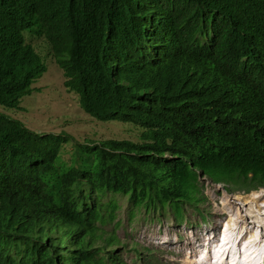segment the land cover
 I'll return each mask as SVG.
<instances>
[{
  "label": "trees",
  "instance_id": "trees-1",
  "mask_svg": "<svg viewBox=\"0 0 264 264\" xmlns=\"http://www.w3.org/2000/svg\"><path fill=\"white\" fill-rule=\"evenodd\" d=\"M138 2L140 8H161L173 27L169 66L151 75L144 88L151 97L146 113L130 105L127 87L108 81L105 70L113 62L107 43L87 32L64 37L46 25L38 27V35L49 41L66 71L65 84L81 95L92 116L132 121L145 130L138 141L80 146L72 165L59 156L63 135H49L56 140L44 146L36 143L33 134L16 159L8 160L10 182L3 192L10 194L23 181L48 174L52 179L43 190L32 184L29 190L38 210L31 214L13 210L9 200L4 204L0 231L7 257L0 264H162L160 251L138 247L135 240L132 247L124 243L131 253L127 259L100 254L118 239L120 220L110 234L102 227L79 232L73 219L54 223L53 211L58 208L85 222L91 218L74 207L85 200L82 189L88 200L103 207V223L117 218L120 205L114 196L128 194L126 218L129 228L137 230L142 219L192 225L209 220L210 212L201 206L208 202L201 182L204 176L229 192L264 188V0ZM28 4L16 0L4 7L5 13H26ZM99 4L95 0L93 9ZM25 18L38 22L31 11ZM23 30L22 19L17 18L0 35V49L12 53L7 61L0 57V63L36 55ZM91 47L95 48L90 55ZM23 63L25 69L16 77L20 84L16 98L26 93L28 77L44 70L39 56L35 65L24 59ZM8 136V130L0 131V140ZM135 154H139L137 165L144 167L130 178ZM30 161L34 163L28 165ZM52 201L50 210H40ZM21 209L33 208L23 205ZM127 235L135 233L127 231Z\"/></svg>",
  "mask_w": 264,
  "mask_h": 264
},
{
  "label": "clouds",
  "instance_id": "clouds-1",
  "mask_svg": "<svg viewBox=\"0 0 264 264\" xmlns=\"http://www.w3.org/2000/svg\"><path fill=\"white\" fill-rule=\"evenodd\" d=\"M14 1L16 0H0V35L5 34L17 18H21L24 24L22 34L26 43L34 48L36 55L15 57L10 64L0 63V131L6 129L9 132L6 140H0V214L7 200L13 203L11 205L13 210L31 214L35 209L38 210V206L35 197L29 189L32 187V184L38 186L36 187L38 189H45L50 184L52 175L48 174L31 182L23 181L10 194H5L3 190L10 182L8 160L16 159L23 150L25 142L33 134H35L36 143L44 146L56 140L55 138L53 140L50 139L49 135H63L65 142L60 146L59 156L62 161L68 165H72L76 164L74 160L80 146H102L109 140L129 139L138 141L140 134L145 130L144 127L135 122L125 121L120 118L115 119L139 126L140 130L138 131H141V133L135 138L134 132L136 130L133 127L113 122L115 120H101L92 116L84 108L81 95L77 91L71 90L65 84L67 81V77L65 76L66 71L54 56L49 41L45 39V36L38 35V27L41 24L46 25L58 36L64 37H71L75 34L87 32L98 41L107 43L111 49V63L113 62L111 69L105 70L108 81L127 87L130 93V105L134 106L140 113L148 112L151 104V97L144 90L148 78L151 75L160 73L169 66L168 55L169 47H171L173 27L165 18V14L161 8L155 6L140 8L138 0H100L99 6L94 9L93 3L95 0H27L29 4L24 8L27 10L26 13L6 14L4 7L11 6ZM30 11L37 17L38 22L25 18L26 14ZM91 16L96 17L97 20H91ZM94 48L91 47L89 49L90 55ZM10 54L12 53L4 52L0 49V57L5 61L8 60ZM37 56L40 57L42 64H44V70L40 75L32 78L27 75L31 83L28 85L26 93L22 92L16 98L14 93L20 88L16 77L19 70L23 73V69H25L23 59L27 63L35 65ZM45 60H49V62L51 60L59 70L60 68L63 70V73L60 70L63 77V87L68 93L76 97L81 111L89 114L96 120L105 121L103 123L119 124L120 131L118 135L94 138L93 135L88 134L89 136L81 140L80 137L73 136L67 132L66 125L70 123L67 118L57 124L51 114L42 115L40 111V114L32 113L27 109L25 104L29 103V97L33 92L42 93L41 100L43 103L50 99L43 94V90H40L39 86L41 85H38L42 79V75L48 70V64ZM43 103H33V105L39 110ZM86 116L90 119L88 115ZM42 119L43 128L51 125L52 130L39 129L38 126ZM90 120V122H93L92 119ZM124 132H126V135H123ZM138 158L139 154H135L131 161L128 172L130 178H133L144 167V165H137ZM33 163L34 161H30L28 165H32ZM205 179L211 183L220 184L212 182L207 176L201 177V182ZM24 190L30 191L29 194L24 195ZM82 194L85 200L78 205H74V207L80 212H85L89 217L91 216L93 221L89 218L85 222L73 214L66 213L58 208L53 211L54 223L73 219L78 225L77 229L79 232H86L102 227L110 234L115 227V223L120 220L121 226L119 229L116 228L119 235L118 239L111 243L104 250L105 252H100L101 255L107 256V253H110L109 255L119 254L121 258L127 259L131 256L129 247H132V240L139 242L138 247L144 248L149 246L152 249H157L161 252V255L175 254L176 249L164 245L162 242H155L149 238V233L146 231H140L138 234L135 233L134 236L127 235V231L133 234L136 230L129 228L126 218V209L130 205L128 194H116L114 196L120 205V209L117 213V218L111 223H103L105 218L103 207L93 200H88L89 196L85 189H82ZM53 202H49L40 210H50ZM14 203L17 205H14ZM207 203L211 204L209 200ZM23 205L31 206L33 209H21ZM165 223L175 224L176 227L170 230L176 232L178 238L181 239L185 234L186 226L197 229L202 224L208 223V220L193 225L189 224V222L177 224L171 221ZM92 224H94V227L91 226ZM139 228H144V225H140L137 230ZM224 228H222V231ZM164 232V230H160L157 235H161L162 238ZM3 241L4 233L0 231V263L7 257ZM124 243H128L129 247L125 246ZM162 260V264H166L170 258L163 257Z\"/></svg>",
  "mask_w": 264,
  "mask_h": 264
},
{
  "label": "rangeland",
  "instance_id": "rangeland-1",
  "mask_svg": "<svg viewBox=\"0 0 264 264\" xmlns=\"http://www.w3.org/2000/svg\"><path fill=\"white\" fill-rule=\"evenodd\" d=\"M45 62L48 64V70L46 71V73H44V75H42V79L38 85H41L39 86L40 90H43V94L45 96H48L50 99L43 103V101L41 100L42 93L33 92L29 97V103L25 104L29 111L39 114L41 112L42 115H46L49 113L56 120L57 124L61 122V120L67 118L70 122L68 125H66L67 132L72 134L73 136L80 137L81 140L89 135H93L94 138H98L119 134V124L103 123L105 121L96 120L89 114H86L84 112L90 117V119L93 120V122H90L91 120L81 111L76 97L73 94L68 93L67 90L63 87V77L61 74V71L63 73V70L59 67L61 70L60 71L51 60L50 62L49 60H45ZM33 103L43 104L38 110L33 105ZM113 122H118L123 125L133 127L136 130L134 132L135 138L141 133V131H138L140 130V127L133 123L117 120ZM42 123L43 119L38 126L39 129L52 130L51 125L43 128ZM123 135H126V132H124ZM202 184L205 186V193L208 196V200L212 204L210 210L208 209L209 203L206 202L201 205L202 208L207 209L206 212H210L211 214L208 223L202 224L197 229L188 228L186 226L185 234L181 239L178 238L176 232L170 230L171 228L174 229V227H176L175 224L154 222L151 219L140 220L139 226L144 225V228H139V230L134 231V233L136 234H138L140 231H146L149 233L150 239L154 240L155 242H162V244L171 246L176 249L175 254H162L163 257L170 258V260L166 264L198 263L197 260L201 258V255L199 253V249L197 250V244L202 243L205 238L207 239V235L213 237L211 239V242L215 241L220 236V232L222 231V228H224L225 221L229 216L223 208V198H225L226 195H229L228 197H231L232 200L238 198L241 199V201H247L248 199L254 197L252 196V194H258V192H260V194H258V200L261 201L264 199V188H259L246 193L236 191L230 192L228 194L224 192L223 188L226 187L223 184H214L207 179L203 180ZM260 201H258V203ZM248 208L251 207L248 205ZM195 216L193 218H195ZM257 218L258 217L244 216V220H241L239 222L238 230L243 231L242 228H245V223H247V225H251L252 223H254L253 220H257ZM160 230L165 231L163 237L166 238H161V235H157ZM206 239L204 240V244L202 245V247L205 245ZM259 240L261 242H264V232L260 234Z\"/></svg>",
  "mask_w": 264,
  "mask_h": 264
},
{
  "label": "bare ground",
  "instance_id": "bare-ground-1",
  "mask_svg": "<svg viewBox=\"0 0 264 264\" xmlns=\"http://www.w3.org/2000/svg\"><path fill=\"white\" fill-rule=\"evenodd\" d=\"M258 194H252L254 197L247 201L232 200L229 195L223 198V208L229 215L225 228L215 241L211 242L213 237L207 235L203 247L205 239L197 244L201 255L197 264H264V242L259 240L264 232V199L258 200ZM244 216L258 218L251 225L245 223V228L240 231L239 222L244 220Z\"/></svg>",
  "mask_w": 264,
  "mask_h": 264
},
{
  "label": "water",
  "instance_id": "water-1",
  "mask_svg": "<svg viewBox=\"0 0 264 264\" xmlns=\"http://www.w3.org/2000/svg\"><path fill=\"white\" fill-rule=\"evenodd\" d=\"M223 190H224L225 193H228V194L230 193L226 188H224ZM231 194H232V193H231ZM231 194H230V195H231Z\"/></svg>",
  "mask_w": 264,
  "mask_h": 264
}]
</instances>
